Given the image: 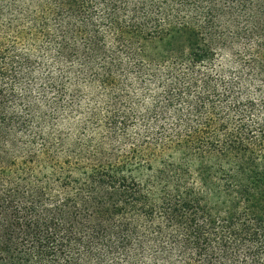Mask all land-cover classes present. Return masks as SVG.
<instances>
[{
	"label": "trees",
	"instance_id": "obj_1",
	"mask_svg": "<svg viewBox=\"0 0 264 264\" xmlns=\"http://www.w3.org/2000/svg\"><path fill=\"white\" fill-rule=\"evenodd\" d=\"M0 264H264V0H0Z\"/></svg>",
	"mask_w": 264,
	"mask_h": 264
}]
</instances>
